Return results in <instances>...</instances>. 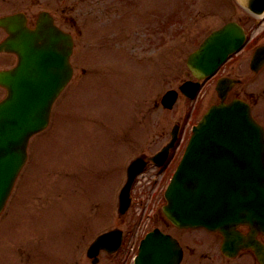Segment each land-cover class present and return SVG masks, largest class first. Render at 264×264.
<instances>
[{"label":"rangeland","instance_id":"obj_1","mask_svg":"<svg viewBox=\"0 0 264 264\" xmlns=\"http://www.w3.org/2000/svg\"><path fill=\"white\" fill-rule=\"evenodd\" d=\"M80 12L74 79L48 128L31 139L5 211L14 205L23 233L11 232L4 243L18 245L21 234L29 256L0 247V264H74L81 255L85 264L87 244L98 232L126 222L128 231L136 230L137 208L121 220L118 193L131 159L166 141L177 109L161 107L162 95L186 78L188 54L213 28L231 19L249 32L264 25L238 0H81ZM208 83L196 101L181 98L178 106L197 111L212 102ZM163 202L158 190L151 218ZM160 225L174 230L164 220Z\"/></svg>","mask_w":264,"mask_h":264},{"label":"water","instance_id":"obj_2","mask_svg":"<svg viewBox=\"0 0 264 264\" xmlns=\"http://www.w3.org/2000/svg\"><path fill=\"white\" fill-rule=\"evenodd\" d=\"M249 5L261 11L264 0H250ZM242 34V27L231 22L209 36L188 57V65L199 77L211 73L223 56L238 45ZM32 47L43 48L31 58L24 51L19 65L0 76V82L9 90L0 102V208L26 160L30 136L48 123L52 103L71 73L72 42L68 35L51 29L47 42L41 46L33 42ZM197 88L198 84H194L189 95L193 96ZM175 97L176 92L169 91L163 101L172 105ZM140 165L138 159L128 168L129 180L120 195L123 213L130 203V187ZM175 173L165 207L175 224L219 226L224 218H217L223 215H216V209L227 210L229 203L234 207L229 217L238 213L251 223L264 225V137L246 104L235 100L214 105L195 127ZM161 245L151 247L155 258L162 253ZM142 247L150 249L148 245Z\"/></svg>","mask_w":264,"mask_h":264},{"label":"flooded vegetation","instance_id":"obj_3","mask_svg":"<svg viewBox=\"0 0 264 264\" xmlns=\"http://www.w3.org/2000/svg\"><path fill=\"white\" fill-rule=\"evenodd\" d=\"M54 0H0V16L5 14L19 13L26 15L27 24L33 26L38 15L44 9H50L54 6ZM7 36L5 29L0 28V40ZM13 55L2 53L0 54V63H8L14 59ZM226 68L223 69V71ZM259 72V71H258ZM226 74V73H223ZM229 96L241 97L247 100L252 107L253 114L264 125V70L257 74H253L250 80H247L240 88L234 87ZM259 241L264 245V234H259ZM125 247H121L119 252L122 259L114 258L110 264H128V256H124ZM110 254L109 256H113ZM190 256H185L181 264H264L260 261L255 249L244 248L236 256H226L225 254L212 251L210 244L201 248L198 252L192 249Z\"/></svg>","mask_w":264,"mask_h":264},{"label":"bare ground","instance_id":"obj_4","mask_svg":"<svg viewBox=\"0 0 264 264\" xmlns=\"http://www.w3.org/2000/svg\"><path fill=\"white\" fill-rule=\"evenodd\" d=\"M241 3L243 2V4L245 3V0H239Z\"/></svg>","mask_w":264,"mask_h":264}]
</instances>
